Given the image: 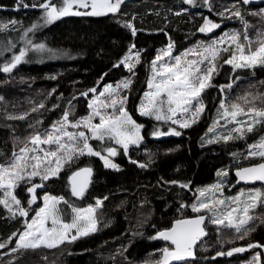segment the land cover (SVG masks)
<instances>
[{
  "label": "trees",
  "instance_id": "trees-1",
  "mask_svg": "<svg viewBox=\"0 0 264 264\" xmlns=\"http://www.w3.org/2000/svg\"><path fill=\"white\" fill-rule=\"evenodd\" d=\"M209 1L212 11H209L208 4L203 6L204 0H194L193 4L185 0H128L121 4L120 12L116 14L65 16L44 25L41 9L24 8L20 6V0H0V24L17 21L14 26L9 23V29L0 31V36L9 31L16 34L39 24L41 26L29 33L25 41L44 44L47 53L43 60L22 62L10 73L0 71V165L10 162L13 152H19L31 135L49 130L61 120L65 111L70 112L69 119L72 121L88 116L90 101L105 86L115 87L124 80H132L129 89H120L121 94L127 96L126 108L133 120L143 126V144L131 148L129 158L121 152L114 157L113 162L119 166V171L104 167L98 157L79 156L64 165L59 178L49 179L37 191L38 199L31 209L41 206L44 194L62 196L78 207L92 206L97 199L102 200V206L95 213L97 231L56 249L39 247L14 252L15 236L23 228L24 221L0 205V243L11 239L7 247L0 249V264H157L162 249L172 246L153 237L170 228L173 221L195 216L191 205L196 191L213 184L220 171L228 170V187L231 189L228 192L232 194V172L259 162V158L246 157V149L257 142L261 132L264 135V125H257L254 132L246 134L249 138L245 136L227 143L221 139L208 144L206 133L217 118L222 100L243 103L238 98L249 95L250 99L258 97L255 100L257 107H264V100L259 98L264 97V66L235 71L223 62L229 54L222 53L216 61L218 71L211 81L214 86L202 94L204 112L196 123L186 129L165 121H155L137 112L151 77L150 63L159 50L166 48L171 41L175 56L193 47L198 39L205 44L213 40L205 34L202 37L197 34L204 17L218 21V13L235 4L248 27L243 29L245 24L241 20L231 18L233 26L225 29L227 33L239 32L243 40L246 31L249 39L256 41L258 33L264 32V14L261 12L264 0L252 6L244 5L242 0ZM42 2L23 0L29 5ZM53 3H58V0H53ZM128 23L137 30L135 35L124 26ZM132 45H135L132 55L137 51L140 53V64L135 60L130 62L135 65L130 72L120 61L129 54ZM23 46L26 47L18 44L16 53ZM9 62L0 59V68ZM118 64L119 67L116 66ZM227 85L232 87L229 89ZM93 88L96 93L90 91ZM41 103L43 108L39 107ZM33 108L37 110L33 111ZM20 115H26V118L8 119L9 116ZM169 129H176L181 135L161 140L153 135L157 130L167 132ZM89 143L96 150L110 146L108 142L97 140H90ZM133 160L137 163H132ZM138 164L145 167L141 168ZM84 167L92 168V182L85 196L78 199L71 195L68 178L73 171ZM39 182L38 177L32 181ZM29 186L21 183L14 190L25 208H28L30 198L27 193ZM59 206L67 213L64 219L70 220L71 210L63 203ZM29 211V216H32L34 211ZM252 214L257 218L250 221L247 227L254 230L243 239L237 238L235 231L216 230L204 224L207 236L197 242L194 260L182 264H231V259L218 253H226L234 247H248L249 244L264 245V223H261L264 207H257Z\"/></svg>",
  "mask_w": 264,
  "mask_h": 264
},
{
  "label": "snow or ice",
  "instance_id": "snow-or-ice-1",
  "mask_svg": "<svg viewBox=\"0 0 264 264\" xmlns=\"http://www.w3.org/2000/svg\"><path fill=\"white\" fill-rule=\"evenodd\" d=\"M185 2L193 4L194 0H185ZM204 2L208 4L209 11H212L209 0H204ZM123 3L124 0H58V3H53V0H43L42 3L29 5L20 0V6L24 8L42 9L41 19L45 25L65 16L114 14L118 12ZM242 3L247 5L250 0H242ZM225 12L229 13L227 18L234 16L245 24V29L248 27L247 22L243 21L240 9L235 4L225 9ZM225 12H220L218 15L223 17ZM9 23L14 26L17 21L11 20ZM9 23L0 24V31L8 30ZM40 26L39 24L31 25L24 31L23 37L27 38L29 33L34 32ZM124 26L130 29L133 35L136 34L137 30L131 23ZM219 27L218 23L204 17L198 31L208 34ZM241 35L239 32L224 33L219 39L212 40L208 44H198L175 56L173 55L174 44L170 41L166 48L158 51L150 63L151 77L147 81L149 90L144 92L140 102V115L153 117L157 121H171L180 128H188L196 123L205 109L202 94L206 89L214 86L211 81L218 71L219 66L216 61L221 58L222 53L229 54L223 62L231 65L233 70L264 66V32L258 33L256 41L250 40L246 31L243 33V40ZM26 44L35 51L45 50V45L42 43L32 44L31 40L26 39ZM226 44L227 47H225ZM253 44L256 46L253 47ZM29 47L20 50L19 55H14L9 63L0 68V71L10 73L17 65L24 62ZM134 47L135 45H132L128 50L129 54L120 61V64L127 67L130 72L135 66L130 63L133 59ZM135 63H140L139 51L135 53ZM131 83L132 80L128 79L121 81L115 87L105 86L96 99L88 104L91 112L84 118L72 121L69 119L70 112L65 111L61 120L54 123L49 130L31 135L19 152H13L10 162L0 165V193H2L0 205H3L13 216L18 214L25 218V230L19 234L12 251L36 249L41 246L56 248L65 242H74L80 237L97 231L95 213L96 209L102 206L103 201L100 199L96 200L95 206L78 207L62 196L45 194L42 206L37 209H31V206L37 202V189L44 187V182L49 179L59 178L64 165L72 163L79 156L98 157L106 168L119 171V166L110 159L117 155L116 149L107 146L103 150H96L89 141L97 140L102 143L106 140L114 141L123 148L125 154L130 145L138 146L142 141L141 128L143 126L133 120L129 114L126 108L127 96L122 95L120 91V89H129ZM227 87L230 89L232 85H227ZM223 90L222 88L221 91ZM90 91L96 93L95 88ZM82 95L87 96L88 93ZM101 97L104 99H100ZM257 98L250 99L249 95L239 97V101L243 103H226L222 100L217 118L209 128V132L214 131L218 126L224 127L226 132L222 136H217L215 140H208V143L221 139L225 143L235 139H244L246 134L252 133L257 125H264V107L256 106ZM259 98L264 100V97ZM39 107L43 108L44 104L41 103ZM177 113L187 115H183L181 119H174ZM25 118L26 115L8 117V119L20 120ZM97 119L98 122H94ZM229 124L235 126L229 129ZM69 128L83 130L69 131ZM153 135L156 137L180 136L181 132L176 129H169L167 132L157 130ZM42 145H47V147H42ZM105 152L107 155L103 154ZM248 157L259 158V162L250 167L238 169L235 173L237 183L256 181L264 183V135L260 136L257 142L249 145ZM131 162L137 163L135 160ZM139 167L144 168L145 165L139 164ZM92 174L91 167L72 172L68 182L73 197L82 199L85 196L92 182ZM220 175L226 176L227 173H220ZM37 177L40 182L32 183ZM21 183L30 185L27 188L30 194L27 201L28 208L23 207L21 200L14 194V190ZM181 187H186V185H181ZM220 189L221 185L217 184L210 189L200 190L197 202L191 205L193 212L205 211L208 214L207 217L199 215L195 219H178L171 229L159 232L157 237H153V239L161 238L170 241L174 245L171 249L162 250V260L157 264H169L170 261H185L188 258H194V246L203 236L207 235L203 227L206 218L217 226L234 229L239 239H243L254 230L247 225L257 218L252 211L257 207H264V191L257 189L245 192L242 190L238 195L224 199L216 197V192ZM220 195L223 196L222 191ZM61 203L71 210L70 220L64 219L67 213L65 209L59 207ZM29 210L35 212L30 222L27 220ZM261 223H264V219H261ZM15 235L14 233L13 236ZM8 243H11V239L0 243V249L7 247ZM251 248H264V245L249 244L247 249L233 248L226 253L220 252L218 255L232 256L233 253L244 252ZM262 257H264V252L256 253L250 264H264Z\"/></svg>",
  "mask_w": 264,
  "mask_h": 264
},
{
  "label": "rangeland",
  "instance_id": "rangeland-1",
  "mask_svg": "<svg viewBox=\"0 0 264 264\" xmlns=\"http://www.w3.org/2000/svg\"><path fill=\"white\" fill-rule=\"evenodd\" d=\"M250 6H252V5H250ZM121 7V6H120ZM39 9V8H38ZM42 10V9H41ZM43 11V10H42ZM81 11H83V9H81ZM119 11V10H118ZM222 12H225V10H222ZM261 12L264 14V8L261 10ZM109 14H113V13H109ZM108 15V14H107ZM229 16V13H227V12H225V16H220L219 17V20L218 21H214V23H218L219 25H220V27L219 28H217V29H214L212 32H210V33H208V34H205V35H207L206 37L207 38H211V39H213V40H215V39H219L221 36H223L224 35V33H227V31H225V29L226 28H231V26H233V24H230V21H231V18H234V21H236V20H240V19H238V18H236V17H231V18H227ZM263 18H264V15H263ZM42 24H44L43 22H42ZM45 25V24H44ZM229 28V29H230ZM243 29H245V26L243 27ZM215 30H216V32H215ZM214 32V33H213ZM23 33H24V30L23 31H21V32H19V33H16V34H14L13 33V31H9L7 34H2L1 36H0V59H2V58H4L5 60H8V61H11V59H12V57L14 56V55H16L17 53V55H19V52H17L16 53V50H15V47L18 45V44H20V43H22L23 45H26V47H29L27 44H26V41H25V38L23 37ZM229 33H231V31H229ZM197 34L198 35H200V36H202L204 33H200L199 31L197 32ZM219 34V35H218ZM199 36V37H200ZM198 44H205V42H203L202 40H197V41H195L194 43H193V47H195L196 45H198ZM225 46H227V44L225 45ZM25 46H23L22 48H21V50L22 49H25L26 48ZM190 48H192V47H190ZM17 49V48H16ZM189 49V48H188ZM175 53L173 52V55H174ZM46 55H47V53H46V51H44V52H40V51H35V50H32L30 47H29V50H28V52H27V55L25 56V58H24V62L26 63V62H28V61H30V60H38V61H40V60H43V58H45L46 57ZM176 55H178V54H176ZM59 58V57H58ZM135 60V55L133 56V59H132V61H134ZM132 61H130V62H132ZM149 89H148V87H147V90L146 91H148ZM144 94V93H143ZM94 99H96V98H94ZM100 99H104V97H101ZM143 99V95L141 96V99H140V102H141V100ZM140 102H139V104H138V109H137V112H138V114H140L139 113V106H140ZM103 110V109H102ZM183 115H187V114H181V113H177V115L174 117V119H181L182 118V116ZM145 117H148V116H145ZM148 118H151V119H154L155 120V118H153V117H148ZM241 119H244V117H241ZM155 121H157V120H155ZM167 123H171V121H167ZM172 124V123H171ZM221 124H223V121H221ZM173 125H175V126H177V127H179V125H177V124H173ZM235 125H231V124H229L228 125V128L230 129V128H232V127H234ZM264 127V126H263ZM211 128V127H210ZM142 129H143V127L141 128V131H142ZM182 129H186V128H182ZM79 130H83V129H73L72 131H79ZM224 132V133H223ZM225 132H226V129L224 128V127H221V126H218V127H216L215 128V130L214 131H212V132H209V130L207 131V133H206V141L208 142V140H210V139H212V140H215V138L217 137V136H222L223 134H225ZM142 136V135H141ZM219 141V140H218ZM105 142H108L109 144H110V146L111 147H114L115 149H116V151H117V155H118V153L119 152H121L123 155H124V157L125 158H129V150L131 149V148H136V147H139V146H141L142 144H143V139H142V141L139 143V145L138 146H136V145H130L129 146V149H128V152H127V154H125L124 153V150H123V148L120 146V145H117V144H115V142L114 141H105ZM95 143V145H97V142H94ZM102 143V142H101ZM104 143V142H103ZM42 147H47V145H42ZM99 150H103V149H99ZM248 151H249V145H248V147H247V152H246V157H248ZM104 155H107V153L105 152V153H103ZM116 155V156H117ZM116 156H115V158H116ZM114 157H110V159L112 160V162L114 161V159H115ZM101 162H102V164H103V161L101 160ZM114 163V162H113ZM103 166H104V164H103ZM138 166H139V164H138ZM105 167V166H104ZM108 169H110V170H113V171H115L114 169H111V168H108ZM224 172H226V173H228V170H222V171H220L219 173H218V176H217V180L213 183V184H211V185H209V186H206V187H203L202 189H210V188H212L214 185H217V184H219V185H221V189H220V191H217L216 192V197L217 198H224V199H227V198H231V197H233V196H236V195H238L239 194V192L240 191H245V192H248V191H251V190H261V191H263V187L261 186V185H254V186H249V187H239V188H233V192H232V194H230L229 192H228V189H230V188H228L227 189V191L225 190V188L228 186V182H229V179L227 178V176H228V174L225 176V175H220V173H224ZM233 183H234V179H233V181H232V183H231V185H233ZM259 186H261L262 188H260ZM230 187V186H229ZM202 189H199V190H197L196 191V193H195V196H194V201H193V203H196L197 202V200H198V198H199V191L200 190H202ZM37 191H38V189H37ZM222 191V193H223V196H221L220 195V192ZM28 193V192H27ZM29 194V193H28ZM45 195V194H44ZM44 195H42L41 196V200H40V202H41V206L43 205V196ZM208 195H211V193H208ZM29 196H30V194H29ZM192 203V204H193ZM92 206H95V204L94 205H92ZM60 207V206H59ZM99 208H97L96 209V211L98 210ZM192 211V210H191ZM30 212V211H29ZM193 212V211H192ZM194 213V215L195 216H199V215H206V217H207V213L205 212V211H202V212H200V213H195V212H193ZM35 215V212H34V214L32 215V216H28V218H27V220L30 222V220H31V218L33 217ZM16 216H19L18 214L16 215ZM20 217V216H19ZM65 217V216H64ZM20 218H22V217H20ZM96 218V217H95ZM23 219V221H24V219L25 218H22ZM97 221V220H96ZM205 224H208V225H211L212 227H214L216 230H221V229H227V230H231V231H235L234 229H232V228H225V227H223V226H217V225H215V224H213V223H211V221H210V219H208V218H206L205 219ZM25 230V223L23 222V228L21 229V231L15 236V244H16V242H17V240H18V238H19V234H21L23 231ZM65 243H68V242H65ZM64 244V243H63ZM63 244H61V245H63ZM237 244V243H236ZM235 244V245H236ZM61 245H59V246H61ZM59 246L58 247H56V248H59ZM41 247H43V246H41ZM43 248H45V249H56V248H46V247H43ZM164 248H166V246L164 247ZM163 248V249H164ZM168 248V247H167ZM234 248H238V247H234ZM239 248H248V247H239ZM162 249V250H163ZM171 249V248H170ZM233 249V248H232ZM256 248H251V249H248V250H246V251H244V252H238V253H233V255L232 256H227V255H224L225 256V258H228V259H231V264H250V262L252 261V259H253V256L256 254V253H258V251H259V249L257 248L256 249V251H254ZM231 249H229L228 251H230ZM227 251V252H228ZM254 251V252H253ZM260 251L261 252H264V248H260ZM161 254H162V251H161V253H160V257H161ZM264 261V260H263Z\"/></svg>",
  "mask_w": 264,
  "mask_h": 264
},
{
  "label": "water",
  "instance_id": "water-1",
  "mask_svg": "<svg viewBox=\"0 0 264 264\" xmlns=\"http://www.w3.org/2000/svg\"><path fill=\"white\" fill-rule=\"evenodd\" d=\"M124 1H128V0H124ZM259 1H260V0H250V3L247 4V5H256V4L259 3ZM171 136H172V135H164V136L156 137V139L161 140V139H165V138H167V137H171ZM251 166H252V165H251ZM247 167H250V166H247ZM238 169H240V168H238ZM238 169H236V170H234V171L232 172V178L234 179V183H233V185H232V188L249 187V186H254V185H261V186L263 187V191H264V183H262V182H260V181H256V182H254V183H243V182L237 183V177H236L235 173H236V171H237ZM68 183H69V182H68ZM69 187H70V185H69ZM196 217H197V216L190 217V218H185V219H195ZM177 220H178V219H177ZM175 221H176V220H175ZM175 221H173V223L171 224L170 228H168V229H166V230H162V231H167V230L171 229V227L173 226V224H174ZM204 224H205V221H204ZM204 224H203V227H204ZM162 231H160V232H162ZM158 234H159V232L157 233V236H158ZM206 236H207V235L203 236L200 240L204 239ZM157 239H158V241H160V242H162V243L169 244L170 246H172V248L174 247V245H172L170 241H166V240H163V239H161V238H157ZM196 244H197V243H196ZM195 246H196V245H195ZM195 246H194V248H195ZM162 257H163V252H162V254H161L160 261L162 260ZM194 258H195V256H194ZM194 258H188V259H186L185 261H170L169 264H182V263L187 262V261H192V260H194Z\"/></svg>",
  "mask_w": 264,
  "mask_h": 264
},
{
  "label": "bare ground",
  "instance_id": "bare-ground-1",
  "mask_svg": "<svg viewBox=\"0 0 264 264\" xmlns=\"http://www.w3.org/2000/svg\"><path fill=\"white\" fill-rule=\"evenodd\" d=\"M196 1H198V0H196ZM210 2V1H209ZM213 3H214V1H212ZM217 2V1H216ZM215 2V3H216ZM220 2V1H219ZM262 2V1H261ZM195 3V2H194ZM221 3V2H220ZM202 4V3H201ZM204 4L205 3H203V6H204ZM218 4V3H217ZM199 5V4H198ZM198 5H196V6H198ZM214 5V4H213ZM206 6H207V4H206ZM212 6V5H211ZM200 7V6H199ZM123 8V7H122ZM120 12V11H119ZM116 14V13H115ZM214 14V13H213ZM213 18V17H212ZM216 22V21H215ZM197 27V26H196ZM197 29V28H196ZM218 30V29H217ZM215 32H216V30H215ZM214 33V32H213ZM196 36V35H195ZM202 37V36H201ZM190 39V38H189ZM190 41V40H189ZM144 53V52H143ZM34 61V60H33ZM140 64V63H139ZM260 68V67H259ZM263 68V67H262ZM250 69V68H249ZM252 69V68H251ZM246 70H248V69H246ZM259 70V69H258ZM263 70H264V68H263ZM236 71V70H235ZM241 71V70H240ZM249 71V70H248ZM220 72V71H219ZM261 72H262V70H261ZM242 74V73H241ZM236 75V74H235ZM238 76V75H237ZM236 76V77H237ZM245 76V75H244ZM239 77V76H238ZM224 80V79H223ZM224 84V83H223ZM226 85V84H225ZM222 86V85H221ZM141 92V91H140ZM220 93V92H219ZM236 93V92H235ZM207 94V93H206ZM230 94V93H229ZM231 94H233V92L231 93ZM206 96V95H205ZM234 96V95H233ZM231 99V98H230ZM233 99V98H232ZM233 102V101H232ZM211 103V102H210ZM230 103V102H229ZM207 106V105H206ZM209 113V112H208ZM206 116V115H205ZM205 123V122H204ZM209 123V122H208ZM206 129H208V128H206ZM254 132V131H253ZM224 133V132H223ZM255 134V133H254ZM258 134H259V132H258ZM261 135H262V132L260 133ZM249 135V134H248ZM260 135V136H261ZM247 137V136H246ZM255 136H253V138H254ZM257 137V136H256ZM247 138H249V137H247ZM241 140V139H240ZM256 140V139H255ZM258 140V139H257ZM244 142V141H243ZM209 144V143H208ZM246 146V145H245ZM243 147H244V145H243ZM243 149V148H242ZM208 150V149H207ZM242 151V150H241ZM246 151H247V149H246ZM244 152V151H243ZM248 155V154H247ZM238 165V164H237ZM241 166V165H240ZM229 187L227 186V189H228ZM229 190V189H228ZM231 190V189H230ZM260 210V209H259ZM263 213V212H262ZM258 223V222H257Z\"/></svg>",
  "mask_w": 264,
  "mask_h": 264
}]
</instances>
